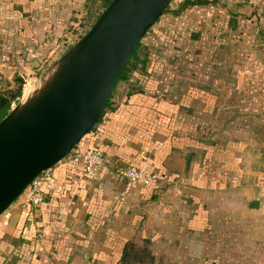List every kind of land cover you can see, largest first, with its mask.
<instances>
[{"label": "crops", "instance_id": "obj_1", "mask_svg": "<svg viewBox=\"0 0 264 264\" xmlns=\"http://www.w3.org/2000/svg\"><path fill=\"white\" fill-rule=\"evenodd\" d=\"M82 11L81 0H0V92L17 78L23 91ZM148 41L142 69L78 143L103 165L88 177L65 157L36 202H12L0 264H122L127 242L150 257L131 264H223L255 240L264 248V0H201ZM139 164L155 180L120 196L117 169Z\"/></svg>", "mask_w": 264, "mask_h": 264}, {"label": "water", "instance_id": "obj_2", "mask_svg": "<svg viewBox=\"0 0 264 264\" xmlns=\"http://www.w3.org/2000/svg\"><path fill=\"white\" fill-rule=\"evenodd\" d=\"M172 0H110L90 27L35 76L0 117V214L100 118L143 34Z\"/></svg>", "mask_w": 264, "mask_h": 264}, {"label": "trees", "instance_id": "obj_3", "mask_svg": "<svg viewBox=\"0 0 264 264\" xmlns=\"http://www.w3.org/2000/svg\"><path fill=\"white\" fill-rule=\"evenodd\" d=\"M99 1L100 2L95 5V0H90L89 5H87V6H86V2H85V4H84L85 5V8H84L85 9L84 10L85 11V15H84L85 20L87 18H89L92 14H94L92 19L94 17L96 18L97 15L100 13L101 9H103L108 4V2L110 0H99ZM200 1L201 0H176V2L178 3L177 7L173 10V9H169L167 6L166 9L163 11V13L161 14V16L158 19H159V21H164V22H167V20L171 21V22H173V21L181 22V21H183V9L189 5L198 4ZM160 18H161V20H160ZM158 19L156 20V22L158 21ZM154 24H156V23L154 22ZM150 28L143 34V36L140 38L137 45L135 46V48L133 49V51L129 55L126 63L124 64V66H123V68H122V70H121V72L117 78L116 84L118 82H121V81L129 82V78H130L131 73L136 71V70L142 69L144 62L146 61L147 54L149 53L148 49L151 46L149 41H148ZM144 37H147V40H145V42L142 43V39ZM20 91H21V81L17 78V87L15 89H13V90L8 89V90H5L4 92H0V117L5 114V112L9 108L10 104L19 95ZM113 92H114V89H113ZM113 92L110 95L109 99L107 100L105 107H104V110L110 104ZM104 110H103V112H104ZM103 112H102V114H103ZM148 260H150V257H149L148 251L146 250L145 247L135 248L131 242H127L124 245L123 250H122V256H121L122 264H131V263H135V262H143V261H148Z\"/></svg>", "mask_w": 264, "mask_h": 264}, {"label": "rangeland", "instance_id": "obj_4", "mask_svg": "<svg viewBox=\"0 0 264 264\" xmlns=\"http://www.w3.org/2000/svg\"><path fill=\"white\" fill-rule=\"evenodd\" d=\"M89 1L90 0H81V5H82V12H76L77 16L72 23H69V26H67V28L64 30V32L62 33L63 36H61V39L59 40V42L57 44H53V42L50 45H47L46 48L44 49V53L41 55V57L39 55H35L34 52H32V57H40V61H36V63L32 64L30 71L27 74L23 75V78H25L26 82H29L28 84L26 82L25 83V88L23 89L24 91L34 82L35 80V76H37L38 74H40L47 66H49L54 60H56L58 57H60L92 24V22L94 21V18L92 19V17L94 16V14H92L89 18H87L86 20L84 19V15H85V2H86V6L89 5ZM100 1L99 0H95V5L98 4ZM178 3L176 2V0H172L170 2V4L168 5L169 9H175L177 7ZM102 10V9H101ZM73 10V14H74ZM161 20V18H160ZM159 19L157 22H155L156 24H154L150 30H149V34L150 32L154 29V27L158 24ZM145 40H147V37H144L142 39V43L145 42ZM57 45V46H56ZM56 46V48L54 50H52L54 47ZM233 50V49H232ZM230 53H235L234 50ZM34 78V79H32ZM120 82H118L117 85V89L119 87ZM5 90L1 91L4 92ZM23 92V91H22ZM16 100H14L12 102V104H10V106H13L15 104ZM20 198V197H18ZM256 242L252 243L253 240L251 239L249 242L251 243L248 247L246 246L245 249H243L242 251H240V253H235L233 255H231L230 253L227 254H223L222 257L220 254H218L221 257V261H223V264H230L231 262H236L238 257L239 260H241V262H250L251 264H257L258 262H262L261 260L264 259V248H262V244L260 242H257V240H255ZM259 244V245H258ZM211 246H212V250L210 253L211 259L214 258L215 254V249H214V238H212L211 240ZM238 255V256H237Z\"/></svg>", "mask_w": 264, "mask_h": 264}, {"label": "built area", "instance_id": "obj_5", "mask_svg": "<svg viewBox=\"0 0 264 264\" xmlns=\"http://www.w3.org/2000/svg\"><path fill=\"white\" fill-rule=\"evenodd\" d=\"M12 104V103H11ZM72 162H82L83 171L86 176L92 177L97 172L98 168L104 163L103 153L96 149L80 151L78 145L75 146L66 156ZM117 174L123 179L124 187L120 196H125L131 190L134 184L146 186L155 180V175L148 171L143 164L128 165L117 169ZM50 176V168L38 173L29 184L25 187L20 197L23 201L30 204L36 202L42 185ZM179 194L180 190L176 189Z\"/></svg>", "mask_w": 264, "mask_h": 264}, {"label": "bare ground", "instance_id": "obj_6", "mask_svg": "<svg viewBox=\"0 0 264 264\" xmlns=\"http://www.w3.org/2000/svg\"><path fill=\"white\" fill-rule=\"evenodd\" d=\"M32 85L33 84H31L25 91L23 90V92H22V99L26 98L30 94V92L32 90Z\"/></svg>", "mask_w": 264, "mask_h": 264}]
</instances>
